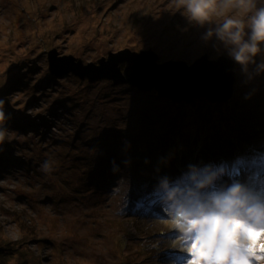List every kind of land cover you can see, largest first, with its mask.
Returning <instances> with one entry per match:
<instances>
[{
    "label": "rangeland",
    "instance_id": "obj_1",
    "mask_svg": "<svg viewBox=\"0 0 264 264\" xmlns=\"http://www.w3.org/2000/svg\"><path fill=\"white\" fill-rule=\"evenodd\" d=\"M167 3L0 0V101L12 133L0 151V246L9 251L0 264H188L193 258L200 264H239L237 252L189 254L196 235L205 252L216 251L213 243L228 250L237 241L245 260L264 264L247 250L259 253L264 237L253 242L245 231L264 229L239 224L244 235L237 238L238 223L213 215L178 216L164 205L171 202L164 199L162 182L189 207L210 208L213 193L232 187L260 200L258 185L242 177L264 176L255 150L213 130L212 116L227 117L233 105L175 103L154 90L49 71L53 47L84 63L126 47L152 48L158 62L227 56L215 38H203L205 28L173 14ZM235 72L236 96L264 110V74L246 82L239 68ZM255 118L264 120L250 119ZM117 150L118 162L112 157ZM102 158L107 170L99 164ZM45 161L52 162L50 173L41 171ZM191 219L197 223L189 227Z\"/></svg>",
    "mask_w": 264,
    "mask_h": 264
},
{
    "label": "clouds",
    "instance_id": "obj_2",
    "mask_svg": "<svg viewBox=\"0 0 264 264\" xmlns=\"http://www.w3.org/2000/svg\"><path fill=\"white\" fill-rule=\"evenodd\" d=\"M166 9L173 14L180 12L189 23L205 28L203 38H215L227 57L239 66L246 82L264 74V0H168ZM9 119L3 111V101H0V151L12 136L5 127ZM41 171H53L52 162L45 161ZM161 188L166 192L165 201L171 202V208L178 216L207 218L213 215L246 227L264 229V202L250 200L239 187L229 188L215 197L210 208L201 204L195 207L182 204L176 199L175 191H168L166 182L161 183Z\"/></svg>",
    "mask_w": 264,
    "mask_h": 264
},
{
    "label": "water",
    "instance_id": "obj_3",
    "mask_svg": "<svg viewBox=\"0 0 264 264\" xmlns=\"http://www.w3.org/2000/svg\"><path fill=\"white\" fill-rule=\"evenodd\" d=\"M48 66L55 76L72 73L89 83L108 80L129 84L141 91L154 90L157 96L175 103L202 100L222 104L234 94L235 63L226 55L212 59L202 54L191 63L173 59L158 62L152 48L136 51L126 47L84 63L72 54L59 55L53 48L48 51Z\"/></svg>",
    "mask_w": 264,
    "mask_h": 264
},
{
    "label": "trees",
    "instance_id": "obj_4",
    "mask_svg": "<svg viewBox=\"0 0 264 264\" xmlns=\"http://www.w3.org/2000/svg\"><path fill=\"white\" fill-rule=\"evenodd\" d=\"M257 60L259 62V58ZM235 67L237 69L239 68V66L237 65H235ZM235 67H234V70H235ZM111 84L113 83L111 82ZM113 85H118V84H113ZM132 90L140 92V90L136 88ZM142 92H146V91H142ZM236 92L237 91H236V81H235L234 94L232 98L229 101L223 104H220V105H226V104L230 105L231 104L234 107L229 108V113L227 117H224L223 119H219L215 117L214 116L215 114L213 115L214 117L212 116V119L216 120V123H217V125L213 128V130L218 129L220 135L222 136V139L225 141L231 137L230 141H228L229 143L232 142L233 140H242L245 146L255 150V152H253V150L251 149L252 151L249 150L248 152L246 153L243 152V153L249 154L253 152L252 155H254L255 157L257 156L258 159L261 161V163L264 165V141H263L264 139V120L260 123H256V118L253 120L250 119L252 117H255L256 115L264 116V110L257 109V104L254 106L250 104L247 99L244 100V99H241L240 96H236ZM248 111H255V113H251ZM256 143H260V146H257ZM261 147L262 149L260 150L259 148ZM117 155H118V150L117 152L114 151L112 153V157L115 158L116 161L118 162L116 158ZM109 158L113 159L110 156ZM103 163H106L104 158L101 159L99 164L102 167L105 166V169L107 170L110 166H107L106 164L103 165ZM94 170L99 171L100 168L96 167L95 165ZM8 252L9 251L7 247L0 246V256H5L8 254Z\"/></svg>",
    "mask_w": 264,
    "mask_h": 264
},
{
    "label": "snow or ice",
    "instance_id": "obj_5",
    "mask_svg": "<svg viewBox=\"0 0 264 264\" xmlns=\"http://www.w3.org/2000/svg\"><path fill=\"white\" fill-rule=\"evenodd\" d=\"M180 219L177 220V224H179ZM197 223V221H193V220H188L187 224L189 225V227H191L192 225H195ZM242 226L239 224H236L235 227L233 228V234L237 237V238H243L244 232L240 231L239 229ZM245 231H247L250 235H249V239L253 242L257 241L259 238L264 237V230L262 231H253L251 228H247L245 229ZM223 248V245L220 243L216 244V250L214 252H205L203 249L199 248L198 245V235L194 236L193 241L189 244L188 247V252L189 254H191L192 256H196L197 254L201 257H207V256H216L218 251ZM248 251H252L253 252V256H259L264 258V244L260 245V252L256 253L254 251V249L249 248L247 249ZM228 251L230 253L232 252H237L239 253V255L236 257L237 260H239V264H254V260H245L244 258V252H245V248H242L239 243L237 241H233L229 248ZM229 259L231 260V257H229ZM188 264H200L199 261H197L195 258L191 259L188 261ZM234 264V262H233Z\"/></svg>",
    "mask_w": 264,
    "mask_h": 264
},
{
    "label": "bare ground",
    "instance_id": "obj_6",
    "mask_svg": "<svg viewBox=\"0 0 264 264\" xmlns=\"http://www.w3.org/2000/svg\"><path fill=\"white\" fill-rule=\"evenodd\" d=\"M242 154H244L243 152H241ZM240 166V165H239ZM238 167V166H237ZM253 178H254V176H253ZM224 181L225 182H228V179H227V177L225 176V178H224ZM258 187H260V185H258ZM209 188H211V187H209ZM208 188V189H209ZM207 189V190H208ZM206 190V191H207ZM215 190H214V188L212 187V189H210V190H208V193L211 195L212 194V192H214ZM220 193H221V191H216L215 193H213L212 194V196L211 197H216V194H219L220 195ZM156 195H158V194H156ZM156 195H153V196H156ZM204 196L202 197L203 198V200L205 199V197H207L208 195H205V193L203 194ZM165 206H167V208H169V209H172L171 208V204H164ZM200 228V226L198 227V229ZM216 244L217 243H213V244H211L210 245V247L212 248V249H214V250H216ZM220 244H222L223 245V248H221L218 252H222V254H223V256H226V254H228L229 253V251L228 250H226V249H224V244L223 243H220ZM217 251V250H216ZM234 252H232V254H233Z\"/></svg>",
    "mask_w": 264,
    "mask_h": 264
}]
</instances>
